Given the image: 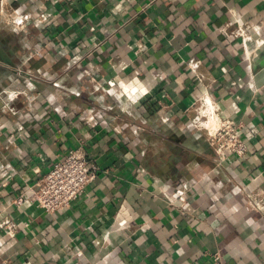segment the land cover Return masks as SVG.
I'll return each mask as SVG.
<instances>
[{
    "label": "crops",
    "instance_id": "crops-1",
    "mask_svg": "<svg viewBox=\"0 0 264 264\" xmlns=\"http://www.w3.org/2000/svg\"><path fill=\"white\" fill-rule=\"evenodd\" d=\"M203 99L245 157L210 144ZM75 148L98 176L47 213L30 198ZM215 254L264 264V0H0V264Z\"/></svg>",
    "mask_w": 264,
    "mask_h": 264
},
{
    "label": "built area",
    "instance_id": "built-area-1",
    "mask_svg": "<svg viewBox=\"0 0 264 264\" xmlns=\"http://www.w3.org/2000/svg\"><path fill=\"white\" fill-rule=\"evenodd\" d=\"M223 30L226 31L227 28ZM203 101L206 102L205 99ZM207 105L209 110L206 118L210 122L213 121L207 128L210 144L222 154L245 157L249 147L241 134L242 123L221 117L215 104ZM195 124L198 127L202 125L200 117ZM98 172L99 168L81 149H72L41 178L30 199L47 213H55L82 194L97 178ZM25 200L26 197L21 195L15 198L13 203L21 205ZM9 223V220H5L3 225L8 226ZM214 259L217 264H221L220 255L215 254Z\"/></svg>",
    "mask_w": 264,
    "mask_h": 264
},
{
    "label": "bare ground",
    "instance_id": "bare-ground-1",
    "mask_svg": "<svg viewBox=\"0 0 264 264\" xmlns=\"http://www.w3.org/2000/svg\"><path fill=\"white\" fill-rule=\"evenodd\" d=\"M205 125H207V123Z\"/></svg>",
    "mask_w": 264,
    "mask_h": 264
}]
</instances>
